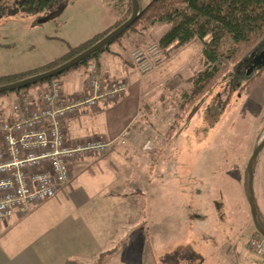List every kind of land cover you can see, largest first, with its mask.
<instances>
[{"label": "crops", "instance_id": "crops-1", "mask_svg": "<svg viewBox=\"0 0 264 264\" xmlns=\"http://www.w3.org/2000/svg\"><path fill=\"white\" fill-rule=\"evenodd\" d=\"M88 2L111 5L113 13L105 23H99L95 18L81 25L70 38L82 39L80 44L111 29L126 13V6L124 10H114L111 0ZM69 5L71 0L63 13ZM121 42L95 59L104 83L124 78L119 71L125 69L129 59L124 56V50L122 52L124 42ZM201 48L200 45L199 52ZM164 67L167 65L163 63L158 68L161 71ZM86 73L83 66V73L68 72L60 77L58 81L64 93H82L86 88ZM160 82L145 80L138 87H150L152 83L157 86ZM126 91L94 113L82 111L68 118L64 123L67 137L71 141L90 137L111 141L125 130L131 119L137 120L139 113L142 117L151 115L150 103L142 97L138 99L145 104L141 111L142 106L137 109L135 98L130 112L118 110L122 100L129 99V90ZM20 94L0 98L7 106L6 112L10 105L8 100L15 101ZM142 123L138 126L141 130L148 127ZM180 157L170 160L184 166V158ZM150 159L129 143L115 145L102 157L77 160L69 168V180L55 197L26 215H14L4 227L0 226V264H84L82 259L85 258L86 264H97L102 253L111 251V244L117 238L113 232L117 229L126 233L122 238V249H112L116 252L106 256L102 264H264V260L248 248L255 227L242 178L241 184L240 178L237 179L242 193L238 209H231V201L225 192L223 195L219 191L214 198L207 196L206 208L201 211L196 206L191 172L184 176L173 172L170 180H166L160 175L164 171L158 169L164 167V159L156 162L155 170L148 165ZM260 164L254 166L253 191L264 223V162ZM108 212L111 213V226H98L95 235L91 228L92 217ZM9 222L12 223L8 225ZM82 234L87 235L88 243L81 244L73 255H67L65 250ZM90 242L94 245L89 249ZM84 248L88 250L82 251ZM78 252L80 254H76ZM84 254L87 257L81 256Z\"/></svg>", "mask_w": 264, "mask_h": 264}, {"label": "rangeland", "instance_id": "rangeland-1", "mask_svg": "<svg viewBox=\"0 0 264 264\" xmlns=\"http://www.w3.org/2000/svg\"><path fill=\"white\" fill-rule=\"evenodd\" d=\"M88 1L90 0L82 2L71 0L67 10L58 16L55 13L25 16L3 9L9 4L3 5L0 8V77L41 70L42 66L63 57L70 49L79 46L82 39L70 38L81 25L95 18L99 20V23L107 22L113 13L111 5H103L98 2L99 0H97L98 4L93 5ZM138 2L141 7H144L150 0H138ZM111 3L114 10L125 9L126 13L122 19L128 16L130 0L124 2L111 0ZM124 6L126 7L123 9ZM109 31L111 32V29ZM158 31L159 27L155 30L148 28L139 35L126 34L119 42L112 44L116 45L123 41L122 52L124 50V56L129 59L125 69L119 71L124 78L112 80L125 81L129 90V99H123L118 110L130 112L135 98L137 109L142 106L141 111L145 104L138 99L142 97L147 98L146 101L150 103L148 106L151 114L147 115L149 119L146 118L147 116H140L141 113L138 117L140 121L131 119L125 130L130 127L135 137H132L130 141L127 137L126 142L120 145L130 143L144 152L149 159H152L153 163L150 159L148 165L153 170L156 169V162L164 159V167L158 168L164 171L160 174L162 178L170 180L173 172H178L182 176L191 172L197 209L203 211L206 208L207 196L214 198L220 191L223 195L225 192L229 202L231 201V209L236 210L241 205L242 195L237 179L240 178L239 183L241 178L245 180L244 173L250 156L264 137V65L255 69L251 75H246L242 65L230 66L227 72L214 82L211 89L201 98L202 100L196 102V107H183L180 105L182 92L187 86L189 87L185 81L190 79L193 72L200 67L201 51L198 50L202 44L195 39L183 47L170 49L167 54L162 52L157 69L147 74H140L132 62V55L136 49L147 50L149 46L156 44V38L161 33ZM163 63L167 67L160 71L158 67ZM90 66L98 65L95 60L89 61L84 66L86 74H89ZM238 71L241 74L237 73ZM70 72L83 73V66ZM145 80L149 82L157 80L162 83L160 82L157 86L152 83L150 87L140 89L139 83ZM184 83L186 87H182ZM87 85L88 76L86 75L84 91L87 90ZM135 85H137L136 88H134ZM125 91L119 93V97ZM13 101L8 100V104ZM140 123L142 125L146 123L148 127L144 126L141 130L138 127ZM146 144L150 149L143 148ZM102 156L104 155L99 157ZM180 156L184 158L185 167L170 160V158L176 160ZM168 162L169 165H167ZM261 162H264V147L256 163L258 165ZM189 165L190 167H187ZM169 186H172V183ZM216 186L217 188H214ZM110 214L109 212L101 213L92 217V231L95 232L98 226L106 228L111 226ZM257 218L262 222L259 214ZM11 223L9 222L8 225ZM113 234L117 235V238L111 244V250L122 249L125 231L117 229ZM80 237L74 245H70L65 250L67 255H73L81 244L88 243L86 234ZM92 245L94 243L90 242L89 249ZM86 250L88 249H82V251ZM81 256L87 257V254ZM86 259H82L84 264Z\"/></svg>", "mask_w": 264, "mask_h": 264}, {"label": "built area", "instance_id": "built-area-1", "mask_svg": "<svg viewBox=\"0 0 264 264\" xmlns=\"http://www.w3.org/2000/svg\"><path fill=\"white\" fill-rule=\"evenodd\" d=\"M162 51L158 44L139 48L132 62L140 74L155 70ZM97 67H88L87 90L65 94L58 80L43 88L22 92L5 111L0 100V226L16 214L26 215L41 203L55 197L70 177L69 168L87 157L105 155L126 138L134 136L129 127L114 140L98 137L71 141L64 123L82 111L96 112L116 100L127 83H104ZM144 149H150L146 144ZM248 248L264 260V238L253 235Z\"/></svg>", "mask_w": 264, "mask_h": 264}, {"label": "trees", "instance_id": "trees-1", "mask_svg": "<svg viewBox=\"0 0 264 264\" xmlns=\"http://www.w3.org/2000/svg\"><path fill=\"white\" fill-rule=\"evenodd\" d=\"M68 1L0 0V8L5 4H9L8 7L4 6L3 9H9L25 16L56 13L58 11L62 14ZM130 14L131 5L128 8V16L122 19L120 23H116L111 31L128 20ZM158 27L161 33L156 38V44H158L163 54H167L174 47H183L195 39L202 44L199 58L200 67L193 72L190 79L185 81L189 87H186L185 83L182 86L186 89L182 92L180 105L188 108L193 106L194 108L196 102L202 100L201 98L211 89L214 82L227 72L230 66L241 65L264 41V0H150L146 6H140L137 20L108 45L61 75L33 86L49 84L67 72L85 66L89 61L95 60L100 53L108 50L110 45L119 42L126 34L139 35L148 28L155 30ZM109 30L70 49L66 55L42 66L39 71L0 77V86L20 81L62 65L100 41L110 33ZM97 68L99 75V67L97 66ZM31 88L32 86L1 93L0 97L9 93L18 95L22 91ZM257 157L254 160L253 172ZM244 179L247 194V168L245 169ZM258 214L257 210V217ZM258 222L264 229V223L260 220ZM255 234H258L256 230ZM115 252L116 249L102 253L97 264H102L106 256Z\"/></svg>", "mask_w": 264, "mask_h": 264}, {"label": "water", "instance_id": "water-1", "mask_svg": "<svg viewBox=\"0 0 264 264\" xmlns=\"http://www.w3.org/2000/svg\"><path fill=\"white\" fill-rule=\"evenodd\" d=\"M130 1H131V14L128 20H126L120 26L112 30L105 37H103L100 41H98L97 43L89 47L88 49L84 50L82 53L76 55L75 57L71 58L67 62L63 63L62 65L54 69L30 76L28 78L22 79L17 82H13V83H10L4 86H0V94L6 93V92H12L15 90L25 89L27 87H30L37 83L45 81L47 79H51L55 76H59L65 71H68L69 69L75 67L80 62L90 57L92 54L98 52L100 49H102L106 45H108L111 41H113L116 37L122 34L128 27H130L137 20L139 11H140L139 2L138 0H130ZM55 14L56 16H58L60 14V11L56 12ZM254 54H255V51L252 52L250 56H253ZM263 65H264V56L262 57L261 60L256 62L254 65H252L250 69H248L247 75H251L253 71L256 69V67L260 68ZM263 147H264V137L262 138V141L254 148L252 155L250 156V159L247 163L246 168H247V178H248L247 201L250 207L252 221H253L256 232L264 238V229L261 227L257 219V207H256V203L254 200V191H253V164H254V160L256 159L258 154L261 152Z\"/></svg>", "mask_w": 264, "mask_h": 264}, {"label": "flooded vegetation", "instance_id": "flooded-vegetation-1", "mask_svg": "<svg viewBox=\"0 0 264 264\" xmlns=\"http://www.w3.org/2000/svg\"><path fill=\"white\" fill-rule=\"evenodd\" d=\"M264 56V42L259 46V48L255 51V54L253 56H249L246 60L243 61L242 68L244 69L246 75L248 69L251 68L252 65H254L256 62L262 59ZM259 67H256V69ZM237 73H240L239 71ZM241 74V73H240Z\"/></svg>", "mask_w": 264, "mask_h": 264}]
</instances>
